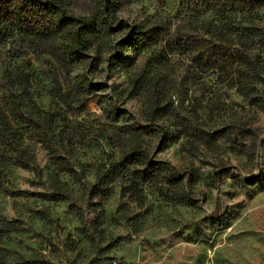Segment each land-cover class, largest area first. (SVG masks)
Returning <instances> with one entry per match:
<instances>
[{"label": "rangeland", "instance_id": "rangeland-1", "mask_svg": "<svg viewBox=\"0 0 264 264\" xmlns=\"http://www.w3.org/2000/svg\"><path fill=\"white\" fill-rule=\"evenodd\" d=\"M61 1L68 15L100 30L88 36L85 57L60 63L52 46L27 55L0 46V95L15 86L28 115L60 113L58 138L68 152V171L59 172L31 138L41 175L8 168L15 195L0 193V215L23 231L4 241L6 263L264 264V114L213 77L193 74L183 58L151 67L154 41L138 57L124 42L136 28L170 23V32L183 31L192 9L208 16L202 0ZM90 83L101 89L89 91ZM259 89L264 97V85ZM150 97L165 110L151 115ZM99 101L124 118L109 119ZM116 125H149L152 158L185 176L191 203H167L150 190L136 201L118 185L106 198L89 195L98 172L117 157L106 140ZM194 129L213 137L201 141ZM10 151L0 145L1 154ZM59 192L68 199L41 197Z\"/></svg>", "mask_w": 264, "mask_h": 264}, {"label": "trees", "instance_id": "trees-1", "mask_svg": "<svg viewBox=\"0 0 264 264\" xmlns=\"http://www.w3.org/2000/svg\"><path fill=\"white\" fill-rule=\"evenodd\" d=\"M154 1L161 4L163 0ZM200 8H204L208 16L195 14L192 9L183 31L170 32V23L149 30L136 28L124 41L128 50L138 57L154 41L155 50L149 59L155 63L151 67L165 68L183 58L193 74L213 77L264 114V97L259 89L264 85V18L261 14L264 0H202ZM112 32L109 27L105 33ZM94 33L100 30L68 15L61 0H0V46L15 45L21 55L45 53L46 48L52 46L51 53L60 63L85 57L88 36ZM100 87L88 84L89 91ZM55 96L64 107H71L66 96ZM149 102L151 115L165 110L158 99L150 97ZM98 104L104 106L109 119L124 118L110 101ZM59 114L34 118L25 112L19 88L12 86L1 93L0 145L10 147L11 151L6 155L0 152V193L15 195L8 189L9 167L41 175L35 155L27 145L31 138L51 156L59 172L68 171L64 165L68 152L57 133L56 116ZM148 126H114L106 140L117 157L96 175L89 191L91 197L106 198L110 187L118 185L123 194L134 196L136 201H144L147 190L167 203L193 201L184 183L185 176L169 163L152 158ZM193 131L201 141L213 137L200 129ZM41 197L50 201L68 199L62 192ZM214 214L213 218L220 215L219 207ZM22 231L20 222L0 215V264H7L1 254L4 241Z\"/></svg>", "mask_w": 264, "mask_h": 264}]
</instances>
